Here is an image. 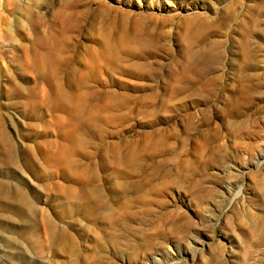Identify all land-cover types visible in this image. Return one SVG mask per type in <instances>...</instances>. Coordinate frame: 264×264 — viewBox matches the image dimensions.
<instances>
[{
    "label": "rangeland",
    "instance_id": "1",
    "mask_svg": "<svg viewBox=\"0 0 264 264\" xmlns=\"http://www.w3.org/2000/svg\"><path fill=\"white\" fill-rule=\"evenodd\" d=\"M264 264V0H0V264Z\"/></svg>",
    "mask_w": 264,
    "mask_h": 264
},
{
    "label": "bare ground",
    "instance_id": "2",
    "mask_svg": "<svg viewBox=\"0 0 264 264\" xmlns=\"http://www.w3.org/2000/svg\"><path fill=\"white\" fill-rule=\"evenodd\" d=\"M171 262H172V261L170 260V261L167 262V264H170Z\"/></svg>",
    "mask_w": 264,
    "mask_h": 264
}]
</instances>
